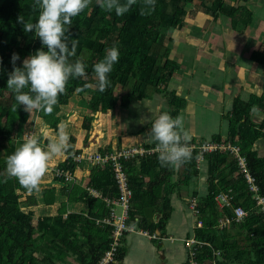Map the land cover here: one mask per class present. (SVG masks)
<instances>
[{"label":"trees","instance_id":"trees-1","mask_svg":"<svg viewBox=\"0 0 264 264\" xmlns=\"http://www.w3.org/2000/svg\"><path fill=\"white\" fill-rule=\"evenodd\" d=\"M194 1L203 0H156L154 10L146 14L143 11L145 0H137L129 12L121 15L105 10L99 0H90L89 6L73 17V24L69 27L70 37L79 40L77 55L82 54L88 64L86 74L70 79L53 112L47 113L26 111L23 105H18L14 92L7 86L8 73L13 68L12 54H19L20 59L15 63L20 65L25 57L42 46L40 39L34 32H28L21 20L38 17V0H0V264H70L69 259L76 264H98L104 256L112 242L113 228L104 223L96 224V221L108 217L109 208L102 199L89 195L87 187L110 199L117 198L118 191L110 164L90 165L73 161L74 156L84 152L77 146L79 138L75 134L84 133L86 141L98 114L117 105L126 107L155 94L166 95L167 110L173 116H181L184 100L167 90L179 66L165 40L169 31L183 26L184 8ZM209 1L211 15L215 18L226 16L233 29L250 24L252 13L245 5H239L240 1L246 3L248 0H234V4L225 0ZM172 5H176L175 9ZM190 13L195 14V11ZM114 44L119 45L121 55L110 73V84L101 91L93 66ZM251 56L264 66L263 52L257 50ZM254 105L262 112L259 123L250 117ZM63 106L69 111H64ZM74 107L79 108L78 131L71 133L70 154L58 166L74 175L85 166L87 174L79 183L69 185L51 173V183L33 190L10 176L6 157L23 142L25 133H31L35 117L45 130H58L60 121L68 119ZM225 117L229 127L227 136L222 139L215 135L211 141L222 143L227 140L241 147L249 173L259 189L258 194L264 198V158L252 149L253 144L263 138L264 96H251L247 103L236 101ZM38 135L43 142L48 141L41 132ZM187 142L191 144L194 140ZM141 144L156 145L150 131L149 142ZM109 151V147L97 150L100 153ZM197 157L198 153L194 151L191 159L179 166H163L159 154L125 161L123 165L131 191L126 224L150 234L158 231V239L163 238L173 211L171 197L180 198L181 191H190L189 200L199 198L196 219L202 224L200 228L194 227V237L208 244L199 249V262L211 264L207 261L211 249H214L220 252L215 264H264V213L255 207L254 194L248 190L243 176L236 175L235 160L229 153L204 155L202 163L206 169L202 174L206 192L200 195L190 186L200 175L196 168ZM227 191L234 196L233 207H241L248 215L239 223L231 222L219 229L217 222L221 216H231L232 212L229 209L218 211L214 198L219 192ZM58 195L64 198V202H60L61 209L34 223L32 208L37 205L42 209L50 208L56 204ZM67 204H80L83 208L68 212ZM127 252L122 238L114 261L109 264H120Z\"/></svg>","mask_w":264,"mask_h":264},{"label":"crops","instance_id":"crops-1","mask_svg":"<svg viewBox=\"0 0 264 264\" xmlns=\"http://www.w3.org/2000/svg\"><path fill=\"white\" fill-rule=\"evenodd\" d=\"M225 1L234 4V0ZM239 5H245L252 13L251 22L246 27L236 26L233 29L226 16L213 17L208 10L210 1L203 0L191 3L192 7L186 12L183 26L167 33L165 44L171 48L179 66L167 90L184 100L181 114L183 128L189 133L188 140H194L193 143L211 141L215 135L225 139L229 128L225 116L235 102L247 103L251 96H264V66L255 62L251 56L257 50L264 53V0H248L246 3L240 1ZM191 11H195V14L190 13ZM167 109L168 100L164 94H155L145 100L131 102L126 107L117 105L104 114H98L93 123V130L88 136L94 135V138L90 144L86 140L85 145L79 147L84 149V152L91 153L108 147L113 151L122 145L149 142L152 122L160 111ZM63 110L68 109L66 107ZM72 111L77 116L79 108L75 113L74 109ZM250 117L255 123L261 121L262 112L257 110L256 105L250 109ZM203 119L206 121H202ZM36 123H39V120ZM204 123L207 124L205 129L202 128ZM105 125L108 127L107 131L104 130ZM202 134H205L206 138H203ZM75 135L78 138L82 136L80 132ZM45 137L48 142L51 141L48 135ZM252 149L259 157L264 158V139L256 141ZM58 159L61 160L60 163L63 162L65 155H54L50 163ZM81 169H84L80 173L83 178L87 171L85 166ZM205 169V163H201L198 179H205L202 174ZM48 182L43 176L40 183L43 185ZM193 182L191 190L199 191L205 187V183L201 186V182ZM189 192L181 191L180 198L176 195L171 197L173 211L163 238L158 239V231L152 234L157 240L145 237L151 242L160 243L163 240V244L158 245L159 250L156 251L151 245L149 254L141 255L138 252L143 247L141 240H133V246H130L127 241L131 236L127 234L124 240L128 252L120 264H186L187 252L182 240L183 237L193 234L196 220L193 216L187 217L191 213L188 209ZM184 203L189 213L183 211ZM74 206L80 207V210L83 208L80 204ZM67 210L69 212L68 205ZM158 255H161V263L157 262Z\"/></svg>","mask_w":264,"mask_h":264},{"label":"clouds","instance_id":"clouds-1","mask_svg":"<svg viewBox=\"0 0 264 264\" xmlns=\"http://www.w3.org/2000/svg\"><path fill=\"white\" fill-rule=\"evenodd\" d=\"M136 3L137 0H99L105 10L121 15L129 12ZM155 3L156 0H145L143 11L147 14L154 10ZM89 4L90 0H38V17L28 21L21 18L27 31L34 32L42 45L20 65L15 63L20 59L18 53L11 57L13 68L8 73L7 86L14 92L18 105H23L26 111L53 112L69 80L86 74L88 64L82 54L77 55L79 40L70 37L69 27L73 17ZM120 55L119 45L114 44L94 64L99 90L103 91L110 84V73ZM256 108L258 110V106ZM150 134L163 166H179L191 159L192 148L187 142L189 133L183 128L182 116H173L169 110L160 111L152 122ZM70 148L71 133L67 121H60L50 142H43L36 132L25 133L23 142L6 157L7 171L20 184L37 190L42 177L50 170L53 156L69 155Z\"/></svg>","mask_w":264,"mask_h":264},{"label":"built area","instance_id":"built-area-1","mask_svg":"<svg viewBox=\"0 0 264 264\" xmlns=\"http://www.w3.org/2000/svg\"><path fill=\"white\" fill-rule=\"evenodd\" d=\"M38 118L37 116L35 119ZM263 139H264V128L262 129ZM192 153L196 151L198 153V157L196 160V168L200 169V165L204 160V155L211 153H219V154H227L229 153L233 159L235 160L238 171L236 175H242L245 179L248 190L254 194L255 207L257 210L264 213V198L260 196L259 189L255 184L254 178L249 173L247 168L246 159L241 154V147L238 145L232 144L230 141H224L222 143H216L212 141L208 142H198L191 143ZM154 154H159V150L156 145L153 147H148L146 144L135 143L130 145H122L118 149L109 152H81L73 157V161L75 163H84L90 165H103L110 164L111 171L114 176L115 185L118 191V197L114 199H110L107 197H102L94 189L87 187L88 194L94 198L102 199V201L109 208V216L102 220H97L96 224H106L111 226L112 229V242L110 244L109 249L105 252L104 256L98 262V264H109L114 261V256L117 251V248L120 245V241L125 237L126 234H138L143 237H147L148 239H155L156 236L150 234L148 231L135 229L133 226L127 225L126 222L128 220V210L129 203L131 199V191L128 185V177L126 175V171L123 163L128 160H132L138 157L151 156ZM53 175L58 178H63L64 181L73 185L79 183L81 180L77 173L75 175L68 170H62L59 168L56 170H51ZM233 194L231 191L227 192H219L215 198V204L217 210L223 212L224 209L231 210V216L223 214L221 218L217 222V226L219 229H224L231 222L239 223L245 217H247L248 212L244 211L241 207H233ZM198 198H192L188 201V209L191 211L193 217L196 219L198 215ZM117 208H120V213H117ZM201 221L198 219L195 220V228L201 227ZM182 243L186 249V264H202L197 260V253L199 249L203 246H208V244L197 241L194 237V234L191 236H187L182 240ZM210 258L207 262L211 264H215V260L220 257V252L214 249H211L209 253Z\"/></svg>","mask_w":264,"mask_h":264},{"label":"rangeland","instance_id":"rangeland-1","mask_svg":"<svg viewBox=\"0 0 264 264\" xmlns=\"http://www.w3.org/2000/svg\"><path fill=\"white\" fill-rule=\"evenodd\" d=\"M261 3H263V2H261ZM175 6L176 5H172V8L173 9H175ZM192 6H191V4H187L186 6H185V12H187L188 11V9L190 10V8H191ZM262 14L264 15V11H262ZM116 92H118V90H116ZM66 108V106H63L62 107V109H65ZM74 109V113L75 112H77L78 111V107H76V108H73ZM64 111H66V110H64ZM69 111V110H68ZM87 115H88V113H86ZM203 114V116L204 117H206V115L204 114V113H202ZM75 115V116H74ZM37 120H39V119H34V121H33V124H32V127H33V130L31 131V132H36L37 134H39L40 132H41V134H43V136H44V138L46 139V137L45 136H49L50 137V139H52V137L57 133V132H53V131H48V130H44V128L39 124V123H36V121ZM65 121H67L68 123H69V130H71L72 131V133H76L77 132V124H78V120H77V116H76V114H73V111H72V113H70L69 114V118L68 119H66ZM202 121H206V119H203ZM207 126V124H203L202 125V128L203 129H205V127ZM110 130L112 129V125H110V128H109ZM104 130L105 131H107L108 130V127L105 125L104 126ZM44 131V132H43ZM55 131H57V130H55ZM95 134H97V132L95 131L94 132ZM82 134V136L77 140V146H81V145H85V141H84V134L83 133H81ZM98 135V134H97ZM101 135V133L99 134V136ZM202 136H203V138H206V135L205 134H202ZM25 138V137H24ZM44 138H43V140H44ZM94 138V135H92V136H90V137H87V142H89V144L91 143V141H92V139ZM203 141H204V139H203ZM48 142V141H47ZM86 146H84V148H85ZM97 151V150H96ZM59 160V161H58ZM57 161H52L51 163H50V165H49V168H50V170L44 175V177H45V179L46 180H48L49 181V183H51V180H52V171L51 170H56V169H58V165H59V163H60V159H58ZM84 169H79L76 173H77V176L81 179L82 178V175L80 174V173H82V171H83ZM80 175V176H79ZM43 178V177H42ZM175 178L176 177H174L173 178V181H175ZM42 180V179H41ZM194 181H197V183H199V182H201V186H203V184L205 183V179H203L202 177H199V179L197 178V180H194ZM194 183V182H193ZM193 183L190 185L191 186V188H192V186H193ZM44 185L45 184H43L42 185V183H40V187H39V189L38 190H40L42 187H44ZM197 186H198V184H197ZM192 190H194V189H192ZM199 193H200V195H204L205 194V187L203 186V188H201L199 191H198ZM199 199V198H198ZM56 204L55 205H53L52 207H50V208H48V207H46V208H43L42 209V206H40V205H37L35 208H32L33 209V213H34V218H33V222L35 223L36 222V220L37 219H39V218H41L42 216H44V215H54V214H56L57 213V211L59 210V209H61V205H60V202L62 203V202H64V198L63 197H61V196H57L56 197ZM183 203V202H182ZM68 205V208H69V212H78L79 210H80V207H78V206H74L75 204H67ZM184 206L185 207H183V211L185 212L186 211V213H189V210H187V207H186V205H185V203H184ZM117 213L119 214L120 213V208H117ZM65 216V215H64ZM185 216H186V214H185ZM193 215L190 213V215H188L187 217L188 218H193L192 217ZM195 219V218H194ZM192 231H193V229H192ZM130 238L128 239V241H127V243L130 245V246H133V244H132V242H134L133 240H141V242H142V244H143V247L142 248H140L139 249V254H141V255H146V254H149V252H150V249H151V245L152 246H154V248H155V250L156 251H158L159 250V248H158V245H162L163 244V240H161V242L159 243V242H151V241H149L147 238H145V237H142V236H139V235H137V234H130ZM186 237V236H185ZM185 237H183V239L185 238ZM167 238V237H166ZM175 244H178L177 242H175ZM183 244V243H182ZM185 248V247H184ZM160 253H162V252H160ZM153 254H155V252H153ZM160 258H161V255H158V257L156 258L157 259V262L158 263H161V261H160ZM69 263L70 264H76L73 260H71V259H69Z\"/></svg>","mask_w":264,"mask_h":264},{"label":"water","instance_id":"water-1","mask_svg":"<svg viewBox=\"0 0 264 264\" xmlns=\"http://www.w3.org/2000/svg\"><path fill=\"white\" fill-rule=\"evenodd\" d=\"M156 219H158V215L156 216Z\"/></svg>","mask_w":264,"mask_h":264}]
</instances>
